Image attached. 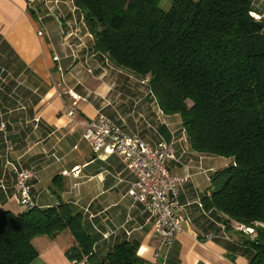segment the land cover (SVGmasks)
Wrapping results in <instances>:
<instances>
[{
    "label": "crops",
    "instance_id": "crops-1",
    "mask_svg": "<svg viewBox=\"0 0 264 264\" xmlns=\"http://www.w3.org/2000/svg\"><path fill=\"white\" fill-rule=\"evenodd\" d=\"M100 114L127 134L173 146L175 159L165 166L188 181L178 195L181 231L169 248L161 245L149 213L129 197L135 177L122 159L105 149L93 153L82 138L86 123ZM2 121L0 209L23 210L14 191V168L32 167L36 206L56 205L51 187L59 176L61 200L82 215L100 259L124 241L136 246L144 264H247L252 258L251 250L228 237L220 214L201 206L211 175L233 159L191 150L180 117L161 112L148 84L93 51L73 0H0ZM207 234L212 238L206 240ZM32 243L38 256L30 264H84L66 257L72 243L66 232L38 236Z\"/></svg>",
    "mask_w": 264,
    "mask_h": 264
},
{
    "label": "trees",
    "instance_id": "trees-1",
    "mask_svg": "<svg viewBox=\"0 0 264 264\" xmlns=\"http://www.w3.org/2000/svg\"><path fill=\"white\" fill-rule=\"evenodd\" d=\"M73 0L93 38V51L145 81L164 115H178L191 150L233 164L214 172L201 199L228 237L264 264V26L250 0ZM47 208L0 209V264H30L32 241L62 232L66 257L84 264H144L137 248L121 242L103 258L83 217L61 200ZM251 230V232L249 231Z\"/></svg>",
    "mask_w": 264,
    "mask_h": 264
},
{
    "label": "built area",
    "instance_id": "built-area-1",
    "mask_svg": "<svg viewBox=\"0 0 264 264\" xmlns=\"http://www.w3.org/2000/svg\"><path fill=\"white\" fill-rule=\"evenodd\" d=\"M31 1V0H28ZM257 17L255 13H251ZM69 115L73 114L71 110ZM6 124L0 122V132L6 138ZM82 138L90 143L93 153L105 149L116 154L134 175L128 195L133 204H139L149 213L153 228L160 236L161 245L169 248L181 231L183 217L179 213V188L188 181L187 177L171 174L165 162L175 159L174 148L170 143L159 140L150 144L138 135L125 133L108 116L100 114L86 123ZM14 191L22 207H33L32 181L37 172L32 167H15ZM74 175L78 169L73 170ZM251 232V230H249ZM212 238L207 234L206 240Z\"/></svg>",
    "mask_w": 264,
    "mask_h": 264
},
{
    "label": "rangeland",
    "instance_id": "rangeland-1",
    "mask_svg": "<svg viewBox=\"0 0 264 264\" xmlns=\"http://www.w3.org/2000/svg\"><path fill=\"white\" fill-rule=\"evenodd\" d=\"M252 2H253L252 6L254 8L255 14L257 15V17H260V19L257 20L260 21L261 24H264V11H262L264 10V0H252ZM170 5H171V0H163L160 3V7L163 10H167L170 7Z\"/></svg>",
    "mask_w": 264,
    "mask_h": 264
},
{
    "label": "clouds",
    "instance_id": "clouds-1",
    "mask_svg": "<svg viewBox=\"0 0 264 264\" xmlns=\"http://www.w3.org/2000/svg\"><path fill=\"white\" fill-rule=\"evenodd\" d=\"M256 19H260V17H255Z\"/></svg>",
    "mask_w": 264,
    "mask_h": 264
}]
</instances>
